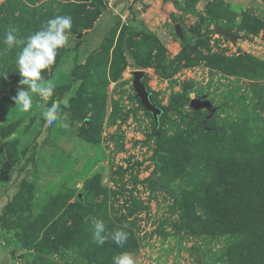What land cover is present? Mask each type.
<instances>
[{
	"label": "rangeland",
	"instance_id": "374dc122",
	"mask_svg": "<svg viewBox=\"0 0 264 264\" xmlns=\"http://www.w3.org/2000/svg\"><path fill=\"white\" fill-rule=\"evenodd\" d=\"M56 14L73 27L42 72L52 126L38 96L14 105L19 49L0 42V264H264V0H0V40ZM181 97L215 111L164 109ZM94 220L124 246L98 245Z\"/></svg>",
	"mask_w": 264,
	"mask_h": 264
},
{
	"label": "clouds",
	"instance_id": "9594fccd",
	"mask_svg": "<svg viewBox=\"0 0 264 264\" xmlns=\"http://www.w3.org/2000/svg\"><path fill=\"white\" fill-rule=\"evenodd\" d=\"M72 27L73 20L70 14H56L27 36H21L16 27L9 25L0 40L4 45L3 51L19 49L15 56V66L21 79L16 95L12 97L14 105L19 111L28 112L33 108L34 95L38 96L44 101L39 107L42 109L41 116L48 126L61 120L62 106L59 101L46 106L53 96L56 84L52 80H45L42 72L56 62L58 50L67 44ZM5 75L6 73L0 74ZM63 106L67 107V101L63 102ZM93 238L98 245H103L111 239L117 246L123 247L128 239V233L120 229L108 232L102 220H94ZM112 264H136V261L132 255L123 252L113 257Z\"/></svg>",
	"mask_w": 264,
	"mask_h": 264
},
{
	"label": "water",
	"instance_id": "95a60500",
	"mask_svg": "<svg viewBox=\"0 0 264 264\" xmlns=\"http://www.w3.org/2000/svg\"><path fill=\"white\" fill-rule=\"evenodd\" d=\"M174 28H175L176 33L180 37H182L180 25L176 23L174 25ZM214 32L227 36L229 38H233V35L231 33L227 32L224 28L219 27V26L214 27ZM132 75H133V88L136 92L137 97L140 100L141 106L146 111L151 113L153 122H154V133H156L157 127L159 125V117L163 110L161 107L155 105L150 99V92L142 81L143 76H144V71L141 69H136L132 72ZM189 106L195 110L207 109L209 112V116H211L215 111V108L213 104L210 102V100L203 99L202 97L190 99ZM152 176L156 178L155 174H152Z\"/></svg>",
	"mask_w": 264,
	"mask_h": 264
},
{
	"label": "trees",
	"instance_id": "16d2710c",
	"mask_svg": "<svg viewBox=\"0 0 264 264\" xmlns=\"http://www.w3.org/2000/svg\"><path fill=\"white\" fill-rule=\"evenodd\" d=\"M74 72V69L72 70V73ZM147 87V86H146ZM148 89V88H147ZM151 93V91H149ZM190 100H188V98H184V97H181L180 99H177L175 101H172L166 108L164 109H167V108H170V107H176L177 105L183 103V102H188ZM163 109V108H162ZM151 114V113H150ZM33 160V154H30L27 158H25L24 162H23V165L22 167L20 168V170H23L25 169V167ZM190 251L193 255H194V251L195 250H188Z\"/></svg>",
	"mask_w": 264,
	"mask_h": 264
}]
</instances>
